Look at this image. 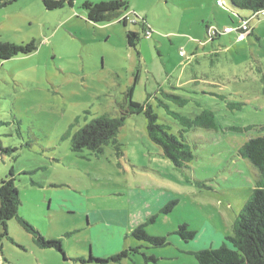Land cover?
Returning a JSON list of instances; mask_svg holds the SVG:
<instances>
[{
  "label": "rangeland",
  "instance_id": "1",
  "mask_svg": "<svg viewBox=\"0 0 264 264\" xmlns=\"http://www.w3.org/2000/svg\"><path fill=\"white\" fill-rule=\"evenodd\" d=\"M83 1L47 10L41 0H17L0 9V43L37 45L0 60V141L11 151L0 159V182L12 170L18 216L62 250L39 247L13 219L0 264H196L189 253L217 248L232 234L258 178L238 151L264 135V16L229 0H117L127 9L93 24ZM238 15L254 32L240 42L235 32L222 34L236 29ZM212 30L219 37L209 38ZM128 31L139 35L135 49ZM133 83L132 100L150 105L179 141L183 136L193 155L187 167L162 155L142 114L126 117L116 136L122 157L112 144L100 155L71 151L75 132L128 108ZM162 92L187 98L183 108L170 105L191 118L211 111L217 129L182 132L158 107ZM143 223L148 236L165 237L167 245L134 238ZM181 225L196 232L194 240L176 234ZM125 250L117 262H96Z\"/></svg>",
  "mask_w": 264,
  "mask_h": 264
},
{
  "label": "trees",
  "instance_id": "2",
  "mask_svg": "<svg viewBox=\"0 0 264 264\" xmlns=\"http://www.w3.org/2000/svg\"><path fill=\"white\" fill-rule=\"evenodd\" d=\"M17 0H0V9L10 5ZM45 9L58 10L65 5L72 7L74 3L80 0H41ZM231 4L239 10L250 11L256 17L264 12V0H229ZM222 6V5H221ZM81 8L86 14L88 22L100 24L112 21L118 13L127 9L125 1H109L93 4L89 1H83ZM238 18L240 16L238 15ZM242 19V17L240 18ZM125 25V23H123ZM144 28H147L144 25ZM251 29L249 35H252ZM248 35V36H249ZM218 36L216 33L215 37ZM214 37V36H213ZM211 39H213L211 37ZM127 45L135 49L139 41V35L135 32L126 33ZM36 43L30 42L25 46H16L9 43H0V60H9L18 55H28L36 51ZM135 83V82H134ZM134 83L125 93L128 100V108L118 117L112 118L108 115H102L93 119L90 123L75 132L71 137L70 147L75 154H81L84 150L92 155H100L103 148L109 144L114 146L117 157H122L123 153L116 143V136L123 127L126 117L142 114L147 121V135L149 139L160 150L162 155L167 158L175 168H185L193 159L190 147L182 140H178L166 125L158 123V116L148 104H140L132 100ZM174 91H176L174 89ZM188 103L187 98L171 92H162L161 99H158V107L163 109L167 115L178 122L182 132L189 131L192 128H204L208 130L217 129L214 115L209 110H202L193 118L184 113L173 111L170 104L183 108ZM233 131H250V128H232ZM11 151L2 146L0 141V159ZM238 156L246 160L258 172V178L255 187L251 191L248 199L245 201L241 211L236 215L233 231L231 235L226 236L217 248L205 247L198 251L190 253L196 260V264H264V135L247 140L239 149ZM20 200L18 191L14 185L12 170L0 182V250L2 241L8 239V222L17 219L20 226L30 234L34 242L44 249H55L62 254L58 241L46 239L34 228H32L24 219L18 216V207ZM175 205V202L169 203L164 212L169 211V207ZM149 222L154 221L151 217ZM146 223L139 225L132 233L134 238L147 242L153 246L162 247L167 245L165 237H151L144 231ZM176 234L188 243L195 239L196 232L187 229L186 225L179 226ZM131 253H139V247L130 250ZM128 256V252L122 251L113 255L109 259L97 260L98 263L106 261L117 262ZM144 260H153L151 257L144 256ZM89 261H93L91 258Z\"/></svg>",
  "mask_w": 264,
  "mask_h": 264
},
{
  "label": "built area",
  "instance_id": "3",
  "mask_svg": "<svg viewBox=\"0 0 264 264\" xmlns=\"http://www.w3.org/2000/svg\"><path fill=\"white\" fill-rule=\"evenodd\" d=\"M218 4L222 5V3L218 0ZM253 17H256L257 15H252ZM260 16H264V12L260 13ZM250 20L242 18L237 25L235 30H232L230 28H224L222 31V34H230V33H236V39L238 42L243 41L246 37H248L251 26H250ZM213 32L210 34L211 37L216 35V31L212 30Z\"/></svg>",
  "mask_w": 264,
  "mask_h": 264
},
{
  "label": "crops",
  "instance_id": "4",
  "mask_svg": "<svg viewBox=\"0 0 264 264\" xmlns=\"http://www.w3.org/2000/svg\"><path fill=\"white\" fill-rule=\"evenodd\" d=\"M240 18H241V17H240ZM240 18H238V23H237V25L239 24V22H240V20H241ZM250 26H251V25H250ZM251 29H252V28H251ZM253 33H254V32H253ZM253 33H252V34H253ZM230 34H231V33H230ZM217 37H219V35L216 36V37L214 36V37H212V38H217ZM209 38H211V36H210ZM246 38H247V37H246ZM205 247H208V246L205 245L203 248H205ZM210 248H211V247H210ZM189 254H190V253H189Z\"/></svg>",
  "mask_w": 264,
  "mask_h": 264
},
{
  "label": "flooded vegetation",
  "instance_id": "5",
  "mask_svg": "<svg viewBox=\"0 0 264 264\" xmlns=\"http://www.w3.org/2000/svg\"><path fill=\"white\" fill-rule=\"evenodd\" d=\"M119 21H122L123 23H125V25H126V23H127V17H123L121 20H119ZM135 24V23H134Z\"/></svg>",
  "mask_w": 264,
  "mask_h": 264
}]
</instances>
